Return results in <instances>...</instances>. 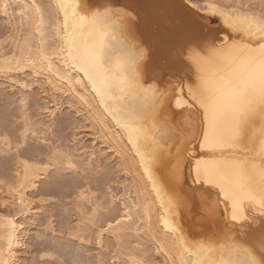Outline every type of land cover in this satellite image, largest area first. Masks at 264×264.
<instances>
[{"label":"bare ground","instance_id":"obj_1","mask_svg":"<svg viewBox=\"0 0 264 264\" xmlns=\"http://www.w3.org/2000/svg\"><path fill=\"white\" fill-rule=\"evenodd\" d=\"M76 2L77 0H0V17L6 18L8 21L12 19L14 22L13 26L16 29L15 33L11 35L15 39L14 44L12 43L14 45V51L11 54L2 50L4 46L2 47L3 43L0 41V67L6 69V71L0 72L5 73V75L22 74L24 76L26 75V77L32 76V78H38L35 79L36 81L44 78L45 84L51 90V94L54 97L52 107L47 109V117L50 121H54L53 119L57 113L64 108V103L59 102L56 96L68 97L70 101L72 99V102L77 103L81 107V111L85 112L92 130H94L93 140L91 141L92 151L89 153V158L96 156L95 149L98 144L104 145L110 153V157L118 160L121 171L132 179V184H128V186L123 185L124 193L121 196H111L110 203L113 204L116 201H120L123 207L121 216L117 218L122 223L121 225H116L114 221L107 223L106 228H98L96 236L99 245L103 243V237L106 235L111 236L118 244L121 243L124 246L127 244L126 247L130 244L126 242H128L127 238L128 236L131 237V234L137 237L146 235L150 238L149 240L154 242L156 251L162 255L165 264H196L197 260L206 262V264H222V262L223 264H227V261L234 260L236 258L235 253L229 256L224 246L230 242L243 244L245 247L248 245L244 243L246 238L243 235V229H237L234 232L230 230L232 223L230 220L232 214L231 205L226 206L222 195L219 194V189L211 185H203V188L199 184L194 185L198 190L205 191V199L201 200L197 196L194 201H191L187 205L189 210H195V213L197 210L199 212L203 209V212H199V215L202 216L200 213H204L205 215V217L204 215L202 216L203 221L201 222L203 223L211 224V221L212 223L217 221L219 223L216 222V224L220 225L218 227L216 226L218 229L221 228L222 224L220 222L222 221L228 225V227H225V224L223 226L225 233L230 235L227 243L222 241L217 243L219 245L218 247L213 244L201 247L188 239L187 232L189 228H187L188 226L185 222V219H187L184 217L185 208L181 209L179 215L173 218L165 206L167 196L162 193L163 199H157L151 182L147 180V176L141 177L143 168L139 166V157L136 155L132 143L129 142L128 128L122 126V124H118L111 113L119 106L121 109L119 119L121 121L126 119L130 120L132 127H142L149 135L154 136L161 144H164L165 142L160 138V135L165 129L159 125L160 117L166 113L171 115L187 113L189 115L190 110L188 108L184 107L182 110V108L177 107V99L179 98L181 105H183L187 97L189 85L195 84L196 82L194 69L191 68L187 61H173L171 59L169 46L172 41V31L165 18L173 17L177 19V22L180 20H191L194 24L204 25L207 31L209 30L208 23L210 22V16H216L220 19L222 27L217 29L219 32H214L217 27H213L215 29L212 31L214 34L219 35L221 39L230 38L231 40H240L242 43H246V39H241L243 34L233 31L225 21L228 19L229 12L237 8L241 14L248 13L259 18L262 11H264L261 8V0H202L203 6L201 7L203 8L198 7V9H192V11L181 7V5L191 7V0H139L143 20L131 32H124L121 29L120 21L115 19L105 26L106 34L104 41L110 57V62H106L105 67L115 69L118 59L130 63L131 57L134 54L129 53V49L144 47V59L140 61L139 65H132L133 68L138 67L139 69L138 75L142 77L141 83L143 84V90L126 91L123 94L117 93L119 97L118 101H113L108 98L102 99L92 87L88 76L85 72L81 71L80 62L73 60L68 54V45L63 40L65 35L64 22L65 16L67 15V32L70 33L72 30L71 6ZM6 3L18 6L8 7V15L5 17L2 9ZM252 3L256 4L255 7H251ZM33 5L35 7H32ZM124 5L125 0H88V8L90 10H103L107 6L120 8ZM208 5H231L233 9H229L224 15H220L219 13L213 15L212 10L207 7ZM200 17H206L207 19H200ZM8 38L10 40L9 36ZM253 46H255L254 42ZM27 72H30L29 75ZM122 74L128 75L127 72ZM166 77H170L168 81ZM165 79L167 83L170 82L172 84V87L171 84L169 85L171 88L163 87L165 85L163 83ZM77 81L80 83H77ZM9 84L11 89L19 88L23 92L30 90L32 87L27 81L18 80L11 76L9 77ZM181 85H183V96L180 94ZM173 88H175V92H173ZM161 93L164 95H161ZM26 99L24 96L22 102ZM147 103H151L150 106ZM168 108L170 109L168 110ZM191 111H195V109H191ZM78 112L80 113V111ZM49 125L47 126V131L51 129ZM141 143L143 142L141 141ZM1 145H4V149L6 148L8 150L10 148L9 139L8 143H5L2 138ZM4 149L1 148V150ZM195 152V158H201L198 147L195 149ZM227 155L232 158H244L248 156L253 158L256 164L259 165L262 156L261 138L258 129L253 133V139L248 142L247 151L235 154L228 153ZM203 158L209 159L210 157L204 156ZM25 162L24 160L18 161L21 170H19L14 187L9 188L11 189L10 191L8 190L10 198L12 197L15 201L13 206L18 207L17 214H0V225L6 224L8 220H11L15 224L14 232L9 228L12 237L10 247L7 242L0 239V260H3L4 264L19 263L17 254L24 249V239L26 237V227L21 220H26V218L31 217L33 219L39 212L34 207L32 199L28 197V191L37 187V182L44 177V173L39 172L37 165L34 166V164L32 165L27 162V164L34 167L32 173H30L29 180L26 181L24 179ZM191 166L193 168L195 167V159L192 160ZM184 168L186 176L184 189L188 190L185 186L187 184L193 186L194 173L192 176L187 175V163H185ZM155 175L158 184L162 185V173L156 172ZM257 184H259V176H257ZM138 189L140 190L139 193L137 191ZM84 194L86 193L83 191L80 193L82 197ZM84 197L86 199L87 196L85 195ZM125 203L128 205V208L125 207ZM101 205L98 201L94 203V214L98 212L96 210H99ZM209 206L215 208L214 220L209 218ZM242 211L248 215L249 220H251L252 216H259L261 214L259 205L254 202H246ZM127 216H131V219H127ZM166 221L167 223H165ZM109 224L113 225L111 229L108 228ZM175 226L179 227V231H172V228ZM256 226H258V222L256 225H253V227ZM104 229L108 230L104 231ZM37 236L40 238L41 233H38ZM57 246L44 247L39 253V256L42 258L46 257V259H56L54 253L58 251ZM124 246L122 250L126 249V252L120 253L126 259L121 261L120 258L119 264H122V262L123 264H135L137 261H146L143 255H138L136 252H143L144 250L142 248V250H137L138 246L131 248L129 246L125 248ZM54 248L57 249L55 250ZM209 248L212 251H208L207 249ZM198 250L199 255H194ZM72 254L75 255L73 252ZM72 256L69 262L63 264L80 263L75 258L77 257L76 255ZM147 264H152V262L149 263L148 261Z\"/></svg>","mask_w":264,"mask_h":264},{"label":"snow or ice","instance_id":"obj_2","mask_svg":"<svg viewBox=\"0 0 264 264\" xmlns=\"http://www.w3.org/2000/svg\"><path fill=\"white\" fill-rule=\"evenodd\" d=\"M15 6L18 5L6 3L2 9L3 15L6 17L7 8ZM71 7L72 30L67 32L66 15L63 40L68 45L69 56L80 62L81 71L88 76L92 87L101 98L118 101L117 93L143 90L142 77L138 75L139 69L132 67L133 64L139 65L144 59L145 53L142 49L131 57L130 63L118 59L115 69L105 67L106 62H110L104 41L105 26L117 19L124 32H131L143 20L139 0H125L123 7L107 6L103 10H90L88 0H77ZM181 7L188 11L198 9V0H191V7ZM207 7L212 10L213 15H224L226 11L233 9L231 5ZM261 8L264 10V0H261ZM165 19L172 31L169 46L171 59L187 61L195 72L196 82L189 85L184 104L181 105L180 99H177L178 108L183 110L186 107L190 110L183 125L177 126L180 129L179 134L172 145L168 146L167 141L161 144L142 127H132L130 120L121 121L119 106L111 115L118 124L128 128L129 142L139 157V166L143 168L141 177L147 176L157 199H163L162 193L167 196L165 206L173 218L197 196L201 200L205 199V191L198 190L194 185L199 184L201 188L203 185H211L219 189L226 206L231 205L230 230L234 232L243 229L246 238L244 243L248 245L245 247L243 244L232 242L226 244L224 248L229 256L235 253L236 257L227 261V264H264V11L259 18L248 13L241 14L238 8L229 12L225 22L233 31L241 32V39H246V43L230 38L221 39L210 29L206 31L204 25L194 24L191 20L177 22L173 17ZM0 71L6 69L0 67ZM125 72L128 75L122 74ZM180 94L183 96V85L180 87ZM25 125V132L20 134L24 142L17 140V155L20 149L27 146V120ZM257 129L261 138L262 158L259 165L248 156L232 158L227 155L247 151V144L253 139V133ZM3 139L8 143L7 136ZM197 147L200 149L199 159L195 158ZM2 155L3 164L6 166L8 153ZM56 155L67 159L68 168H76L67 153L58 152ZM204 156L210 158L205 159ZM193 159L194 168L191 166ZM185 163L188 165L187 175L192 176L194 173L193 186L188 190L184 189ZM33 167L25 162L26 181L29 180ZM83 167L87 172L91 167L90 162L85 161ZM59 172L60 169L57 168V173ZM156 172L162 173V185L158 184ZM96 175L102 177L103 174L97 170ZM137 191L139 193L140 190ZM246 202L257 203L261 214L252 216L249 220L248 215L242 211ZM125 207L128 208L126 203ZM126 218L130 220L131 216ZM209 218H215V208L212 206H209ZM257 222L258 226L253 227ZM121 223L120 219L115 220L116 225ZM112 227L113 225H108L109 229ZM225 227H228L227 223ZM9 228L12 232L15 231V224L11 220L0 225V239L10 247L12 237ZM172 231H179V227H173ZM224 239L229 240V237L225 235ZM207 250L212 251L211 248ZM194 255H199V250ZM0 264H4V261L0 260ZM135 264L147 262L137 261ZM196 264L206 262L197 260Z\"/></svg>","mask_w":264,"mask_h":264},{"label":"rangeland","instance_id":"obj_3","mask_svg":"<svg viewBox=\"0 0 264 264\" xmlns=\"http://www.w3.org/2000/svg\"><path fill=\"white\" fill-rule=\"evenodd\" d=\"M202 3V0H198L199 7L203 6ZM251 5V7H255L256 4L252 3ZM210 20L213 26L222 27L218 17L210 16ZM13 23L12 19L8 21L6 18L0 17V41L3 43L2 47L4 46L2 50H5L8 54L14 51L13 42L15 39L11 35L15 33L16 29ZM209 24L210 22L208 28L213 31V26ZM219 27L215 29L217 30ZM216 30L214 32H219ZM12 39L13 41H11ZM140 49L144 51L142 46L129 49V53L135 54ZM27 73L29 75L30 72ZM10 76L27 81L28 84L32 85L31 89L26 92L21 91L19 88L11 89L9 87ZM169 78L166 77L167 81ZM35 79L38 78L26 77L22 74L5 75V73L0 72V214L10 213L15 215L18 211V207L13 206L15 201L12 197L10 198L8 192L11 190L9 188L14 187L19 170H21L19 160H24L32 165L34 164V166L37 165L39 172L44 173V177L37 182V187L28 191V197L32 199L34 207L39 212L33 219L31 217L21 220L26 227V237L24 239V249L17 254L19 262L17 264H48L49 262L50 264H63L71 260L72 252L81 264H119L120 258L121 261L126 259L122 254L126 252V249L122 250L124 244L120 243V245L111 236L106 235L103 237V243L99 245L96 234L98 228H106L107 223L114 222L121 216L123 207L120 201L110 203L111 196H121L124 193V186L132 184V179L121 171L118 160L110 157V153L104 145L98 144L95 149L96 156L89 158V153L92 151L91 141L93 140L94 130H92L85 112L81 111V107L77 103L75 104L74 101L72 102V99L70 101L68 97L56 96L59 102L64 103V108L57 113L53 119L54 121L49 120L47 109L52 107L54 97L45 84L44 78L37 81ZM166 79L163 81L165 84L163 87L169 88L171 83H167ZM24 96L27 99L22 102ZM70 103L73 104L72 107L69 106ZM150 104L147 103L148 106ZM187 117V113L172 115L166 113L160 117L159 125L165 129L160 138L164 142L167 141L168 145L171 146L180 131L177 126H182ZM26 120L29 122L27 146L20 149L19 155H17V140L19 139L21 143L24 142L20 134L26 130ZM48 124H50L51 129L47 131ZM32 133H35V135ZM5 136L9 139L11 149L6 150L4 145H1L2 138ZM1 148L4 150H1ZM172 150L175 151L174 148ZM58 152L67 153L72 158L73 161H71L76 165V168H68L67 159L56 155ZM3 153H8L6 166L3 164ZM85 161L91 164L87 172L83 167ZM57 168L60 169L59 173H57ZM97 170L102 172V177L96 175ZM187 186L185 188L189 189V184ZM82 191L86 193L84 194V196H87L86 199L80 195ZM97 201L102 205L99 210H96L98 214L96 212L94 214L93 205ZM117 210L119 214H117ZM184 212V217L187 218L185 222L187 228H189L187 235L190 241L201 247L211 244L218 247L217 243L222 241L227 243L224 236L230 237V235L225 233L223 227L225 223L223 221L220 222L222 225L218 229L216 228L219 225L216 224L217 221L215 223L211 221V224L201 222L204 213H200L201 216L199 212H203V209L199 212L197 210L195 213V210H189L187 206ZM38 233H41L40 238L37 236ZM149 239L146 235L137 237L131 234V237L128 236V242L126 243H130L128 244L130 248L133 246H138L137 250L142 248L143 252H136L138 255H143L146 262L165 264L162 255L156 251L154 242ZM51 245L53 247L57 246L59 252L63 249L60 253L58 251L54 253L56 259H46V257L39 256L44 247H52ZM126 245L125 248L128 247ZM124 262L126 263V261Z\"/></svg>","mask_w":264,"mask_h":264},{"label":"water","instance_id":"obj_4","mask_svg":"<svg viewBox=\"0 0 264 264\" xmlns=\"http://www.w3.org/2000/svg\"><path fill=\"white\" fill-rule=\"evenodd\" d=\"M201 16H203L202 14H200ZM210 20V19H209ZM210 24H211V20H210ZM211 26H213L212 24H211ZM221 26V25H220ZM213 27H219V26H213Z\"/></svg>","mask_w":264,"mask_h":264}]
</instances>
